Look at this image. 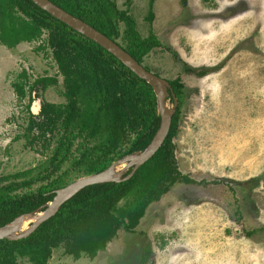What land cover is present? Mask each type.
Returning a JSON list of instances; mask_svg holds the SVG:
<instances>
[{
	"label": "rangeland",
	"instance_id": "rangeland-1",
	"mask_svg": "<svg viewBox=\"0 0 264 264\" xmlns=\"http://www.w3.org/2000/svg\"><path fill=\"white\" fill-rule=\"evenodd\" d=\"M149 1L116 0L142 36L153 31L164 44L146 64L184 83L175 155L197 183H175L148 208L142 233L120 229L94 257L55 252L48 264H142L146 239L150 264H264V0H155L152 22ZM58 72L44 37L15 48L0 43V174L38 167L49 151L26 147L21 135L36 98L26 86L19 99L12 83L56 78L39 98L64 102Z\"/></svg>",
	"mask_w": 264,
	"mask_h": 264
},
{
	"label": "trees",
	"instance_id": "trees-1",
	"mask_svg": "<svg viewBox=\"0 0 264 264\" xmlns=\"http://www.w3.org/2000/svg\"><path fill=\"white\" fill-rule=\"evenodd\" d=\"M52 1L117 41L152 71L146 59L164 44L153 31L142 36L134 18L116 0ZM154 1H149L146 18L150 22ZM43 37L63 76L65 101H43L37 115L29 109L21 137L26 147L49 151L38 167L0 174V226L38 210L52 200L55 189L144 149L160 125L153 87L112 53L32 0H0V43L15 48L20 42ZM165 48L180 60L178 52L167 45ZM184 65L185 70L198 75L211 72ZM21 78L12 83L19 99L27 95L26 86L34 99V91L39 97V89L57 82L56 78H38L33 83ZM168 80L179 104L169 135L156 154L129 180L85 187L29 236L1 239L0 264H48L55 252L74 259L94 257L120 229L142 233L138 228L148 208L175 183H197L181 172L175 155L174 138L187 97L185 86L180 77ZM153 254L152 242L146 239L141 261H150Z\"/></svg>",
	"mask_w": 264,
	"mask_h": 264
},
{
	"label": "water",
	"instance_id": "water-1",
	"mask_svg": "<svg viewBox=\"0 0 264 264\" xmlns=\"http://www.w3.org/2000/svg\"><path fill=\"white\" fill-rule=\"evenodd\" d=\"M42 9L49 12L55 18L61 20L74 30L80 32L86 37L98 43L108 50L133 71L141 79L148 82L157 97V112L161 117L160 125L150 143L142 150H137L126 154L114 160L107 168L102 171L81 176L67 185L54 190L52 200L44 203L36 211L20 214L12 221L0 226V240H18L32 234L42 223L53 217L62 207V205L79 193L82 189L93 184H104L110 182H123L129 180L135 172L152 158L160 147L164 144L169 135L173 115L179 104L175 96L170 81L153 71L147 69L128 51H126L117 41L107 36L102 31L83 20L82 18L68 12L52 0H32ZM36 91L33 96H36ZM33 102L31 111L33 114H39L42 108V100L37 97ZM36 216L35 220L28 223L25 229L19 227L18 223L25 216Z\"/></svg>",
	"mask_w": 264,
	"mask_h": 264
},
{
	"label": "bare ground",
	"instance_id": "bare-ground-1",
	"mask_svg": "<svg viewBox=\"0 0 264 264\" xmlns=\"http://www.w3.org/2000/svg\"><path fill=\"white\" fill-rule=\"evenodd\" d=\"M35 219H36V216H33V215L25 216L22 220L19 221L18 225L22 229H25L28 226V223H30L32 220H35Z\"/></svg>",
	"mask_w": 264,
	"mask_h": 264
},
{
	"label": "flooded vegetation",
	"instance_id": "flooded-vegetation-1",
	"mask_svg": "<svg viewBox=\"0 0 264 264\" xmlns=\"http://www.w3.org/2000/svg\"><path fill=\"white\" fill-rule=\"evenodd\" d=\"M35 98L37 99V95L35 96ZM151 261H152V259H151L150 261H147V262H142L141 259H140V262H141L142 264H148V263L150 264Z\"/></svg>",
	"mask_w": 264,
	"mask_h": 264
}]
</instances>
